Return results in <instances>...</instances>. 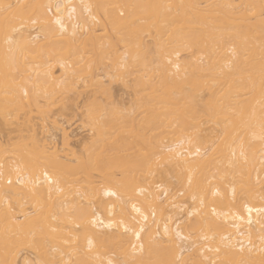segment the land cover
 Listing matches in <instances>:
<instances>
[{
  "label": "bare ground",
  "instance_id": "1",
  "mask_svg": "<svg viewBox=\"0 0 264 264\" xmlns=\"http://www.w3.org/2000/svg\"><path fill=\"white\" fill-rule=\"evenodd\" d=\"M44 1L0 0V40L21 45L19 85L28 99V110L19 104L27 119L18 145L0 142V173L8 174L0 182V264H31L18 258L19 243L44 251L38 264H264V0H146L147 12L159 15L146 23L115 16L128 13L131 0ZM123 67L135 78L128 84ZM142 70L145 78L135 75ZM118 72L133 86L126 113L112 87ZM96 81L103 93L111 85L105 93L113 107L93 98L95 88L83 123L98 121V152L118 149L111 157L120 160L118 168L105 166L103 154L85 162L96 168L83 163L85 207L76 201L71 213L62 199L79 185V167L72 173L53 160L47 143L54 135L41 144L38 130L49 131L58 90ZM136 127L148 139L140 161L126 157L130 134L142 136ZM145 163L148 179L132 176ZM73 225L80 238L71 248Z\"/></svg>",
  "mask_w": 264,
  "mask_h": 264
},
{
  "label": "rangeland",
  "instance_id": "2",
  "mask_svg": "<svg viewBox=\"0 0 264 264\" xmlns=\"http://www.w3.org/2000/svg\"><path fill=\"white\" fill-rule=\"evenodd\" d=\"M33 1L35 2V0H33ZM36 2L38 4H43L45 1L44 0H42V1L41 0H36ZM137 2H139V0H137ZM147 4L148 3H147L146 0H141V2L140 3H137V4L131 0V2L128 1V5H129V9H130L128 13H127V11L120 10V9H116L114 13H115V16L118 15L121 18H124V17L126 18V16H128L126 19H128V21H130V23H134V21H135V23H137V22L146 23L149 18H151V19L152 18H159V15L155 11L153 13H151V14H149L147 12V10L149 9V5L147 6ZM130 5L131 6L133 5L132 8H131ZM126 10H127V8H126ZM131 10H133V11L131 12ZM53 12L56 13L55 10H53ZM54 13H53V15H54ZM192 13H193V11H192ZM172 16L173 17H179L180 15H179V13L172 12ZM121 18H119V19H121ZM125 18L123 19L124 21H125ZM96 23H98V25L100 24L99 22H96ZM98 28L100 30L99 29H98L99 31L96 30V33L99 32L98 35H100V33L102 34L103 31L101 30V27L100 26H98ZM31 30L34 31V34H35V31H38V30H35V29H31ZM31 30H29V31L30 32H33ZM29 34H32L33 35V33H29ZM3 37H5V36H3ZM2 40H0V132H3V134L0 133V137H1L0 138L1 139L0 142L3 141L4 144L5 143L7 144L8 143V140H9L10 141V144L8 143L9 145H11L12 143H14V145L16 144V146H17L18 145L17 143H19V137H18L19 130L18 129L21 127V124L24 122V120L27 119L26 118L27 115H25L26 113L23 110H21L19 104L22 103L24 105V107L26 108V110H28V107L26 106V104H27L26 102L28 101V99L25 98L27 101L24 99L25 95H23L22 88L19 85L21 83L20 80H21V76H22V72H20V71H22V70H20V65H21L20 63L23 62V60H22V62L20 61L21 58H22L21 53H20V52H22V49H21V45L19 43H18L19 45H16L17 43H14V45H15V49H14V46L12 47L11 46V43L9 44L8 42L4 41V39H2ZM12 48L14 50H12ZM119 61H120V63H118V64L120 65L122 61L121 60H119ZM123 62H124V60H123ZM123 62H122V64H123ZM116 66L119 67L117 64H116ZM117 67H115V69H114L115 71L116 70L118 71L119 69H121L122 66L119 67V68H117ZM124 67H123L124 76L120 75L119 72L117 73V74L120 75L119 76L120 81H115L113 83L112 87L114 89L113 88L112 89L115 92L113 90L112 91L116 94V97L115 98H117L121 103L124 102L123 105H122L124 107V109L122 110V112L125 110V113H126L127 110H128L127 108L130 109V110H128L129 112L132 111V109L130 107H131V104H132V106H134L135 99L132 100V97H133L132 95H134V94L133 93L131 94V92L133 90L132 91L129 90L133 86L129 87V89H128L127 88L128 86L124 85V83L121 82L122 81V77H124V80L127 81V84H128V81L129 80L131 81V79L134 78V77L131 78V76H130V78L126 77V76H128V74H126L127 71H125V69H128V68L126 67L124 69ZM58 68L59 67H57L56 69H58ZM57 71H59V70H57ZM100 71H102V72H100ZM100 71H99L100 73H98V74H100L98 76L99 79L97 78V80H100V78L102 77L101 80L103 81V83H105L104 85H106V83H109L108 80L110 78H109V76L108 77L107 76L105 77V74H103V70H100ZM112 72H113V70H112ZM120 72H121V70H120ZM138 72L135 71V75L136 74L139 75L141 73H145V72H143V70L142 71H138ZM96 73L97 72H95V74ZM121 74H122V72H121ZM97 75H96V77H97ZM113 75H114L113 76V80L114 79L119 80L118 77H115L116 76V73H113ZM135 75H133V76H135ZM139 76H143V74L142 75H139ZM96 77H94V78L96 79ZM143 78H145V77L143 76ZM10 80H11V82H10ZM133 80H135V78ZM65 81H67V80H65ZM125 81H123V82H125ZM80 83H82V82H80ZM93 83L95 84V82H93ZM97 83L95 85L97 87H95L92 83H90V85H89V83H88V85H84L83 84L84 86L82 85L83 87L81 89L79 88V90H78L79 92L78 91L76 92V90L74 91L75 88L73 89L74 92L73 91L70 92L71 90L69 89L70 90L69 91L70 93L68 91H65V90H60V91L58 90L56 92V95H55L56 97H54V98H56L55 99V102H53V101L50 102V113H49V116L51 117V119L48 121V125H49V131L48 132H45V133L42 132V128L40 127L41 124H42V121L40 119V114L38 112L36 113V111L33 110L32 112H30L28 114V115H30L31 119L33 121H35L38 124V126L40 127L39 130H38V138H39L41 144H43L46 141V140L44 141V139L46 138V136L49 137L50 135H54V139L55 140L54 141L52 140L53 141V144L47 143V145H48L47 151H48L49 156L53 160L59 159L62 163H64L67 166L66 168H70L72 170V173H73L74 168L76 166L79 167V168H76V169H79L80 170L79 171V175L76 174L77 177L78 176L80 177V178L78 177L80 179L79 185L76 186L73 183H71L69 185V194L66 195L65 197H63V199L61 198L63 201H65L67 203L66 206L69 208V210L71 211V213H74L76 211V205H75L76 204V201L79 202V209L80 210H83L84 207H85L86 197H85L84 194L86 193V191L84 193V188L86 186L88 187V185H87V183H86V186L84 185L85 184L84 178L86 177V180H88V181H89V178L87 179V175L84 177L85 174H84L83 170L85 168H82V167H85V166L83 165V163H85V162L92 163L91 161L96 162V160L99 161L98 159H101V158L103 159V157H101V158L98 157V155L100 156V155L103 154L102 151H101L102 153L98 152V150H99L98 149V146L100 145L99 144L100 142H98L99 137H98V139L96 137L98 131L97 132L95 131V130H98L96 128V127H98V124H97L98 121L97 122L96 121L92 122L93 123V126H92V123L91 122H89L91 124V126L88 125V123L86 121L87 119L85 120L87 125H85L83 123V121L85 119L84 117H86V115L90 114L89 112H87L88 114L85 113L87 111L86 109L88 107H90V106L86 107L87 104H88V103H86V101L88 102V100H87L88 98L91 99L92 94L96 93L95 92L96 89H98V92H97L98 94L97 93H96L97 95L94 94V97L93 98H95V96H98V97H96V98H99L97 100H100V99L102 101L107 100V101H105V102H108L109 103V104L106 103L107 106L108 105H110V106L112 105L111 104L112 99L110 98V96H108V94L106 95V93H105L106 92L105 89L108 88V87H109L108 90L110 91V86L111 85L110 86L107 85L108 87H106V88L104 87V91H105L104 93L106 95V97H104V95H103L104 93L101 91V90H103V89H101V87H103V86H101V83L102 82L101 83L100 82H97ZM130 83L132 85L135 84V82H133V81L130 82ZM130 83H129V85H130ZM125 84H126V82H125ZM77 87H78V84H77ZM79 87H81V85ZM100 91L102 93H99ZM59 92H63V93H59ZM66 92H68V93H66ZM90 99H89V102L91 101ZM101 100H100V102H101ZM24 101H26L25 104H24ZM92 101H93V99H92ZM105 102L103 104H105ZM42 103H44V102H42ZM52 103H54V104H52ZM91 103L92 104H95L93 102H91ZM51 104H52V107H51ZM119 105H121V104H119ZM12 106L15 109L14 108L11 109L10 107H12ZM111 107H113V105ZM119 108H120V106H119ZM94 109H95V107L92 110H94ZM121 109H122V107H121ZM96 110L97 109H95V112L93 111V113L95 115H96ZM93 113H91V114H93ZM54 122H56V124H54ZM135 122H134V124H135ZM137 122H138V120H137ZM137 124H139V123H137ZM140 124H139V126H140ZM135 126H137V125H135ZM143 128H145V127H143ZM136 129H137V131H136ZM136 129L134 128L133 130L135 132H137L138 135H139V132L140 131L143 132V133L140 132L142 134V136L134 135V133H131L130 134V137H132V136L135 137L136 136L135 138H133V137L130 138L129 140H131V141H129L127 139V141H129L128 144L130 146L132 145L131 142L133 141V145H132L133 149H132V147L129 146L130 148L129 147L128 148L129 149H132V150H129L128 149L129 154L130 153L131 154L129 156L128 155L126 156L125 154H128L127 151H126L124 153V156H126L127 158L131 156L132 159H135V160L140 161L141 158L143 159V157L144 158L146 157L145 156L147 154L146 153V150H148V149H145V147H147L148 144H146V146H145V143H148L147 142L148 139H147L146 134H144V132H145V131H143L144 129L140 128L138 130L137 127H136ZM133 130L131 132H133ZM112 132H114V130ZM66 133L69 134V136L67 135L68 137H66V135H65ZM105 133L107 134L106 137H108V135L109 136L110 135H114V134H111L110 132H107V129H106ZM129 133L130 132H128V134ZM128 134L127 135L125 134V135L126 136H129ZM143 134L146 137H143ZM44 136H45V138H44ZM112 137L113 136H111V138ZM115 137H116V135L113 138H115ZM9 138L10 139L12 138L11 139L12 141ZM108 138H110V137H108ZM144 138H146L147 140H145ZM110 139H105V140L106 141L109 140V142H110ZM106 141H105V143L107 144L108 141L107 142ZM110 143H113V140ZM53 145H55V146H53ZM105 147L107 148V145ZM109 147L112 148L110 145H109ZM113 149L114 148H112L111 150H113ZM115 150L118 151V149H115ZM115 150H113V151L114 152H117ZM119 150H121V149H119ZM122 150H124V149H122ZM125 150H127V149H125ZM73 152H76V155H73L72 154ZM104 152H106V151H104ZM109 152H106V153H109ZM112 152H110V154H109L110 157L112 155H115V153L113 152L114 153L113 154ZM111 153H112V155H111ZM117 154L119 155V153H116V155ZM122 154H123V151H122ZM109 155H107V154H106V156L104 154L102 155V156H105V158H106L104 160V164L105 163L106 164L107 163H109V164L111 163L113 165V167H114L115 162L118 163V161L120 159L118 160V155H117V156H115L113 158L111 157L108 160V157L107 156H109ZM126 157L124 159H126ZM122 159H121V161H122ZM128 160H130V159H128ZM125 161H127V160H125ZM145 161L148 162V160H145ZM122 162H124V160ZM102 163H103V161H102ZM102 163H100V164H102ZM117 163H116L115 166L118 168ZM126 163H128V162H126ZM85 164H86V167L88 169L89 168L91 169L92 167L96 168L92 164L90 165L91 167H89L87 165V163H85ZM106 164H105V166H106ZM109 164H107V166H109ZM148 164L145 163L142 168L140 167L141 170H139L138 167H134L133 169H135V168H137V169H135V170L132 169V176L135 173L134 176H139V177L141 176V178H142L143 177L142 175H144L146 177V179H148L147 176H149V174H150V172H148V170H147L148 169V167H147ZM158 164H159V162H158ZM121 166H123V164ZM138 166H139V164H138ZM151 166H153V164H151ZM151 166L149 165V167H151ZM161 166H159V169H160ZM116 167H114V168H116ZM0 168L3 169L2 167H0ZM124 168H125V165H124ZM71 170H70V173H71ZM116 170H112V173H114V171L116 172ZM93 171L94 170H92V172ZM117 171L120 172L121 169L120 170H117ZM149 171H150V168H149ZM76 173H78V172H76ZM117 174H119L118 176L116 175L119 178V176H121V174L120 173H117ZM95 175H96V173L92 175V178L93 179H95L94 178ZM98 176L99 175H97V177ZM7 177H8V174L6 173V171H4V172L2 171L0 173V182H6ZM141 178H138V180L140 179L139 180L140 182L141 181H146V179L143 180ZM100 179L101 178L99 177V180ZM94 181L97 183V179H95ZM147 182H149V181H147ZM98 184H99V181H98ZM101 187H103V186L101 185ZM101 187H100V184H99V188L100 189H101ZM86 190H88V188ZM161 190L163 191V189H161ZM161 190L159 189L160 193H161ZM62 200H60V201H62ZM11 211H13V210H11ZM184 215H185V211L178 218L179 219L182 218V221H183L184 220V218H183ZM16 216L19 218L18 215H16ZM68 233H69V235H68L69 241H68L67 244L72 248L75 245H77V240H78V237L80 236L79 235L80 234V231H79V228L76 225H73V227L70 230H68ZM77 234H78V237H76ZM27 244L28 243H23V244L22 243H19V245L16 244L14 246V249L19 252V255H18V258L19 259H22L23 257H29L30 260H31V264H38L40 262L45 261V258H44V255H43V253H44L43 250H41L38 247L32 248L31 245H30L31 246L30 247L29 244L28 245ZM49 245L47 247V251H49L51 249V247H52L51 244H49Z\"/></svg>",
  "mask_w": 264,
  "mask_h": 264
}]
</instances>
